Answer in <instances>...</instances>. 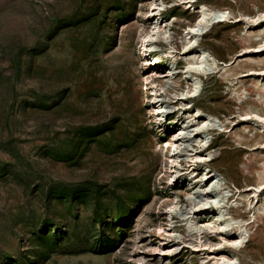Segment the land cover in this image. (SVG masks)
<instances>
[{
  "label": "rangeland",
  "instance_id": "rangeland-1",
  "mask_svg": "<svg viewBox=\"0 0 264 264\" xmlns=\"http://www.w3.org/2000/svg\"><path fill=\"white\" fill-rule=\"evenodd\" d=\"M142 1L0 0V264H134L138 231L153 247L144 264H205L189 247L153 253L164 206L175 192L182 204L188 200L183 185L171 186L163 175L156 140H167L169 131L158 128L142 94V75L151 74L139 55ZM166 1V18L181 37L182 24L197 18L195 4ZM207 2L237 15L264 8V0ZM230 16L199 36L222 61L241 53L238 39L246 31ZM226 76L220 84L205 77L195 104L235 118L232 127L241 131V101L233 98L239 79ZM179 80L184 87L185 77ZM256 126L253 133L262 130ZM229 134L221 133L212 149H225L214 164L238 186L236 199L256 181L241 170L252 151ZM255 204L263 207L264 195ZM242 207L247 216L256 210ZM259 222L240 264H264Z\"/></svg>",
  "mask_w": 264,
  "mask_h": 264
},
{
  "label": "bare ground",
  "instance_id": "bare-ground-1",
  "mask_svg": "<svg viewBox=\"0 0 264 264\" xmlns=\"http://www.w3.org/2000/svg\"><path fill=\"white\" fill-rule=\"evenodd\" d=\"M148 1L143 0L138 11L141 64L151 69V74L142 75V94L158 128L169 131L167 140L156 138L163 175L171 186L175 182L183 185L188 200L182 204L180 195L175 192L170 203L164 206L166 222L155 228L160 242L153 253L170 256L189 247L202 255V263L240 264V251L256 233L251 232L253 227L260 228L259 221L264 220V204L258 208L255 204L264 195V161L259 164L260 157L264 159V108H259L258 103L264 104V8L252 14L240 11L237 15L207 0H174L178 4L190 3V7L195 4L197 14L193 22L182 24L185 32L177 37L174 19L165 15L167 1ZM227 15L246 25V31L238 39L241 53L222 61L216 51L199 42V36L212 34ZM181 50L185 66L180 73L177 64ZM237 61V67L231 68ZM228 74L236 76L240 83L233 98L241 101L242 112H238V116L246 123L241 131L232 127L235 118L206 113L195 104L203 91L205 77L215 76L220 84ZM183 76L184 87L179 82ZM256 125L262 130L253 133ZM227 132H230V141L246 145L252 151L243 159L241 170L246 178L253 177L256 184L248 193L239 189L240 198L236 199L238 186H232L229 175L214 164L221 161L225 149H212V144L221 133ZM157 200L149 206H156ZM243 205L249 207L250 212L256 210L247 216ZM162 207L160 201L158 208ZM142 223L140 220L139 226ZM135 238L134 264H144L147 250L153 247L145 243L140 231Z\"/></svg>",
  "mask_w": 264,
  "mask_h": 264
}]
</instances>
